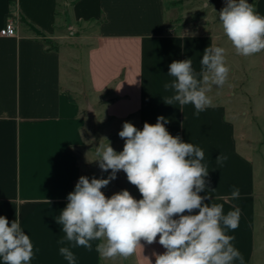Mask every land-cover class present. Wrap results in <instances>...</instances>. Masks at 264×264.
Masks as SVG:
<instances>
[{"label": "crops", "instance_id": "0c3cea01", "mask_svg": "<svg viewBox=\"0 0 264 264\" xmlns=\"http://www.w3.org/2000/svg\"><path fill=\"white\" fill-rule=\"evenodd\" d=\"M253 2L264 15V0ZM9 17L17 35H0V216L10 223L18 219L29 235L30 264H68L59 254L69 245L57 243L65 234L56 218L85 176L78 151L116 137L119 153L124 122L142 130L158 116L168 120L171 135L204 151L209 176L200 195L222 204L224 214L240 210L238 228L226 234L235 237L232 244L245 264H257L258 174L240 147L230 107L214 85L207 93L211 104L199 117L191 104L166 105L162 99L173 94L163 87L174 79L168 76L173 61L191 59L202 79L200 61L207 47L216 46V36L178 33L165 0H0V30ZM65 25H93L96 32L71 47ZM52 41L69 45L53 48ZM221 154L228 157L222 166L216 162ZM110 183L116 193L128 190L142 198L123 171ZM234 187L238 199L231 197ZM158 239L151 245L142 240L143 248L127 259L105 258L97 251L99 241L91 242V251L70 250L76 264H155L153 253L165 251Z\"/></svg>", "mask_w": 264, "mask_h": 264}, {"label": "clouds", "instance_id": "9594fccd", "mask_svg": "<svg viewBox=\"0 0 264 264\" xmlns=\"http://www.w3.org/2000/svg\"><path fill=\"white\" fill-rule=\"evenodd\" d=\"M209 0H205V7ZM218 18L223 32L236 53L252 56L264 51V15L259 14L249 0H225ZM225 49L211 45L204 50L201 63L202 79L192 67V60L173 61L168 76L174 79L163 85L171 96L162 97L166 105L191 104L194 116L211 104L207 93L211 87H223L228 81ZM168 120L158 116L155 124L145 122L142 130L124 122L118 135L125 141L123 150L99 144L96 150L98 166L103 172L111 170L107 179L81 176L74 191L67 196V205L56 218L64 237L57 241L62 246L59 254L76 264L70 249L84 247L92 250V241H99L97 251L105 258L127 259L143 248L141 241L157 242L165 249L153 253L155 264H245L241 252L234 247V236L226 234L239 226L240 210L224 214L222 204H209L205 192L208 167L202 163L204 151L192 143L173 136L165 125ZM183 127V125H181ZM228 159L216 158L218 165ZM123 171L134 185L141 199L128 190L107 197L101 189ZM233 199L239 189L233 188ZM49 203V201H47ZM33 243L21 228L18 219L11 223L0 216V258L3 264H30ZM149 264L151 261L149 260Z\"/></svg>", "mask_w": 264, "mask_h": 264}, {"label": "rangeland", "instance_id": "374dc122", "mask_svg": "<svg viewBox=\"0 0 264 264\" xmlns=\"http://www.w3.org/2000/svg\"><path fill=\"white\" fill-rule=\"evenodd\" d=\"M168 15L176 17L173 25L178 33L211 34L216 36V46L223 47L227 66L230 68L228 81L223 87H217L215 95L221 96L222 101L230 107V115L239 124V143L242 151L250 156L255 163L258 180V220H257V264H264V51L252 56L238 55L231 42L225 36L218 18L219 11L225 6V0H209L205 7V0H165ZM249 3L254 5L253 0ZM63 17H67V14ZM96 32V27L75 29L70 25L62 27V33L71 39V47L82 44L83 36ZM73 39V40H72ZM49 46L59 48L67 45L48 42ZM116 137L110 140L114 147ZM99 141L83 151L79 150L84 175L89 179H107L111 170L103 172L96 156ZM111 182V181H110ZM109 183L101 189L107 197L116 193Z\"/></svg>", "mask_w": 264, "mask_h": 264}, {"label": "built area", "instance_id": "2783aa9c", "mask_svg": "<svg viewBox=\"0 0 264 264\" xmlns=\"http://www.w3.org/2000/svg\"><path fill=\"white\" fill-rule=\"evenodd\" d=\"M0 35L3 37H14L17 35L15 21L12 17L7 18L4 27L0 30Z\"/></svg>", "mask_w": 264, "mask_h": 264}]
</instances>
